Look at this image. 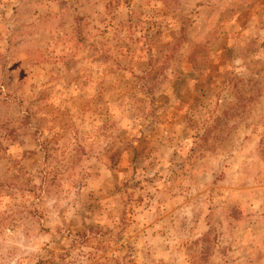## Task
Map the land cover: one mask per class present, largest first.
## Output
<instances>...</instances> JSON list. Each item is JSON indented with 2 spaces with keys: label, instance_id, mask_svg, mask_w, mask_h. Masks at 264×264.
<instances>
[{
  "label": "rangeland",
  "instance_id": "374dc122",
  "mask_svg": "<svg viewBox=\"0 0 264 264\" xmlns=\"http://www.w3.org/2000/svg\"><path fill=\"white\" fill-rule=\"evenodd\" d=\"M0 264H264V0H0Z\"/></svg>",
  "mask_w": 264,
  "mask_h": 264
}]
</instances>
